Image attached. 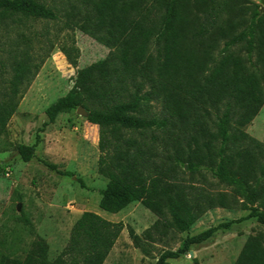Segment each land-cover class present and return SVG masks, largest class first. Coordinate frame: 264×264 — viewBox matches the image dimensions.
Returning <instances> with one entry per match:
<instances>
[{
  "label": "trees",
  "instance_id": "16d2710c",
  "mask_svg": "<svg viewBox=\"0 0 264 264\" xmlns=\"http://www.w3.org/2000/svg\"><path fill=\"white\" fill-rule=\"evenodd\" d=\"M231 1L75 0L68 12L78 13L67 20L68 28L111 51L77 73L71 90L45 110L46 124L81 107L99 127L98 173L106 180L99 208L117 214L140 202L157 217L142 234L128 229L134 247L149 255L152 244L187 232L214 208L248 211L186 237L154 264L179 259L248 220L258 229L234 264H264V144L245 132L264 103V13L253 5L244 27L232 34L225 22ZM192 3L200 13H191ZM22 18L60 16L40 0H0V24ZM31 67L29 59L16 62L14 96ZM13 98L0 102V138L15 112ZM36 146L18 145L21 159L31 161ZM214 183L227 191L210 189ZM124 228L87 211L56 258L49 259L46 243L37 241L24 256L0 251V264H104Z\"/></svg>",
  "mask_w": 264,
  "mask_h": 264
},
{
  "label": "rangeland",
  "instance_id": "374dc122",
  "mask_svg": "<svg viewBox=\"0 0 264 264\" xmlns=\"http://www.w3.org/2000/svg\"><path fill=\"white\" fill-rule=\"evenodd\" d=\"M40 1L56 8L60 18L56 21L22 18L0 24V102L13 96L16 107L0 138V251L24 256L32 243L42 241L47 245L49 259H54L68 245L76 221L89 211L125 226L104 264H154L162 251L177 250L186 237L245 217L248 211L240 208H214L187 232L152 244L149 255L134 247L128 229L142 234L157 217L140 202L117 214L99 208L106 186V180L98 173L99 127L87 121L86 111L78 109L61 113L54 123L46 124L48 106L71 90L80 70L105 59L111 49L80 29L66 26L71 16L78 15L68 13L75 0ZM255 4L264 13V0L230 2L231 11L225 22L232 27V34L244 27ZM191 13H200L193 3ZM226 29L229 30L228 26ZM222 46L220 41L219 47ZM64 50L75 57V65L67 61ZM241 55L244 56L243 51ZM27 59L31 71L14 96L15 64ZM245 132L264 144V103ZM36 142L35 157L23 161L18 145L31 146ZM45 162L70 175L58 174ZM183 176L188 178L187 174ZM210 189L227 191L215 183ZM257 229L252 220L236 223L226 233L219 232L168 264H234L247 237Z\"/></svg>",
  "mask_w": 264,
  "mask_h": 264
},
{
  "label": "water",
  "instance_id": "95a60500",
  "mask_svg": "<svg viewBox=\"0 0 264 264\" xmlns=\"http://www.w3.org/2000/svg\"><path fill=\"white\" fill-rule=\"evenodd\" d=\"M79 111L85 112V110L83 108H78Z\"/></svg>",
  "mask_w": 264,
  "mask_h": 264
}]
</instances>
